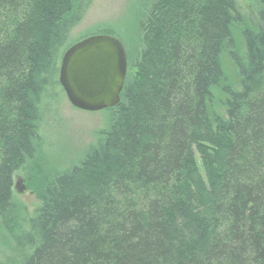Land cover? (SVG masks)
I'll return each mask as SVG.
<instances>
[{
	"label": "trees",
	"instance_id": "1",
	"mask_svg": "<svg viewBox=\"0 0 264 264\" xmlns=\"http://www.w3.org/2000/svg\"><path fill=\"white\" fill-rule=\"evenodd\" d=\"M92 2L0 0V264H264V0L242 46L236 0L146 1L107 127L43 175L46 102ZM213 87L225 116L210 114ZM21 172L31 214L13 192Z\"/></svg>",
	"mask_w": 264,
	"mask_h": 264
},
{
	"label": "rangeland",
	"instance_id": "2",
	"mask_svg": "<svg viewBox=\"0 0 264 264\" xmlns=\"http://www.w3.org/2000/svg\"><path fill=\"white\" fill-rule=\"evenodd\" d=\"M148 0H93L80 24L70 33L69 44H74L89 36L110 31L112 36L122 43L126 57L136 64L139 54L134 53L138 32V20L142 5ZM238 10L243 15L244 22L236 31L234 37L239 46L243 45L239 34L242 29L253 28L257 22L258 0H236ZM140 15V16H138ZM129 50V52H127ZM227 51L221 55L225 84L234 90H239L235 68L226 57ZM215 100V108L210 114L225 116L223 103L227 96L220 87L211 88ZM55 101H57L55 105ZM50 114L41 129L40 140L36 145L35 162L43 175L46 173L64 172L78 163L87 148L96 143V135L105 130L108 124V109L98 112H85L74 109L67 101L60 87L52 91V96L46 102ZM26 173L15 174L13 192L17 199L26 207L29 214L39 206V201L29 192L24 184ZM1 246V245H0Z\"/></svg>",
	"mask_w": 264,
	"mask_h": 264
},
{
	"label": "water",
	"instance_id": "3",
	"mask_svg": "<svg viewBox=\"0 0 264 264\" xmlns=\"http://www.w3.org/2000/svg\"><path fill=\"white\" fill-rule=\"evenodd\" d=\"M126 73L127 59L121 42L114 36L98 34L65 50L58 83L74 109L98 112L119 103Z\"/></svg>",
	"mask_w": 264,
	"mask_h": 264
},
{
	"label": "bare ground",
	"instance_id": "4",
	"mask_svg": "<svg viewBox=\"0 0 264 264\" xmlns=\"http://www.w3.org/2000/svg\"><path fill=\"white\" fill-rule=\"evenodd\" d=\"M119 40V39H118ZM122 44V43H121ZM123 46V45H122ZM124 48V47H123ZM125 50V49H124ZM125 54H126V52H125ZM126 59H127V57H126ZM60 64V63H59ZM59 73V72H58ZM62 89V88H61ZM63 91V90H62Z\"/></svg>",
	"mask_w": 264,
	"mask_h": 264
}]
</instances>
